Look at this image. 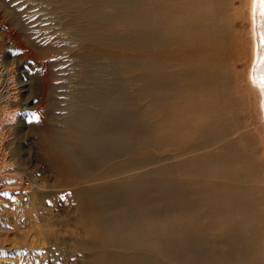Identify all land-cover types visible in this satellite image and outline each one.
<instances>
[{"label": "bare ground", "instance_id": "bare-ground-1", "mask_svg": "<svg viewBox=\"0 0 264 264\" xmlns=\"http://www.w3.org/2000/svg\"><path fill=\"white\" fill-rule=\"evenodd\" d=\"M64 2L78 10L76 29L92 45L131 41L132 51L122 47L118 58L122 74H138L136 98L113 84L112 72L91 75V65L113 64L112 54L104 63L94 58L96 47L74 62L85 85L74 111L61 90L46 116L37 113V126L10 109L9 88L0 83V179L13 171L5 127L16 115V130L36 129L39 152L58 174L77 179L83 166L90 190L115 189L101 206L94 198V207L81 206L79 224L106 254L99 264H264V131L250 123L234 65L242 50L230 32L238 17L231 1ZM257 2L249 1L246 91L258 93L264 123V86L251 77ZM258 26L264 42V21Z\"/></svg>", "mask_w": 264, "mask_h": 264}, {"label": "rangeland", "instance_id": "rangeland-1", "mask_svg": "<svg viewBox=\"0 0 264 264\" xmlns=\"http://www.w3.org/2000/svg\"><path fill=\"white\" fill-rule=\"evenodd\" d=\"M230 1L238 15L232 21L230 32L234 31L240 37L242 50L240 60L234 65L240 74L241 90L247 95L250 123L257 131H264L258 108L259 95L246 91L252 60L250 0ZM77 11L64 0H0V83L9 88L6 96L11 97L10 109L16 108L15 111L22 114L20 118L27 115L31 125L36 124L37 118L33 120V116L36 117L38 112L46 116L45 113L56 106L55 97L61 90L68 102L71 100V105L67 102L68 111H74L72 106L78 100L79 89L85 86L74 62L91 48H97L94 58L102 63L108 61L110 54L113 55L110 57L113 64L103 67L106 71L97 68L101 64L97 67L91 65V75L101 78L112 72L113 84L125 85L130 98H136L140 84L136 82L137 72H120L123 62L119 59V52L122 47H129L127 49L132 51L127 45L131 41L125 44L121 39H110L103 47L92 45L76 29ZM125 63L130 66L135 62ZM24 104H28L30 109L25 110ZM5 131L10 132L5 148L13 171L8 173L9 177L3 175L0 179V264H99L106 254L101 246L90 245L85 228L81 226V206L86 203L85 206L92 207V198L100 201L101 206L105 198L116 197L115 189L111 186L93 193L87 178L82 177L89 171L83 166L77 179L72 171L64 176L58 174L55 166L51 167L39 152L36 129L29 133L25 128L16 130V115ZM102 157L96 161L98 166L104 164ZM142 169L138 167L137 170ZM20 177H25L26 184H20ZM75 180L79 182L74 183ZM97 205L95 207L98 208ZM113 253L118 255L122 252L113 250Z\"/></svg>", "mask_w": 264, "mask_h": 264}, {"label": "water", "instance_id": "water-1", "mask_svg": "<svg viewBox=\"0 0 264 264\" xmlns=\"http://www.w3.org/2000/svg\"><path fill=\"white\" fill-rule=\"evenodd\" d=\"M256 13V22H253V31L254 37L256 39L255 49L257 50L256 60L252 65L251 77L255 82H259L264 86V42L261 38V32L259 31V26L261 22L264 21V3L258 0L257 5L254 8ZM263 117H264V109H263Z\"/></svg>", "mask_w": 264, "mask_h": 264}, {"label": "snow or ice", "instance_id": "snow-or-ice-1", "mask_svg": "<svg viewBox=\"0 0 264 264\" xmlns=\"http://www.w3.org/2000/svg\"><path fill=\"white\" fill-rule=\"evenodd\" d=\"M36 119V117L35 116H33V120H35Z\"/></svg>", "mask_w": 264, "mask_h": 264}]
</instances>
